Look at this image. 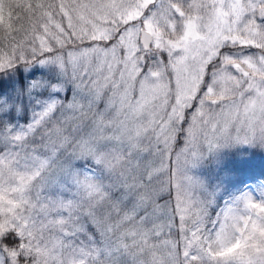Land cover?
Segmentation results:
<instances>
[{"label": "snow or ice", "instance_id": "6c2138e0", "mask_svg": "<svg viewBox=\"0 0 264 264\" xmlns=\"http://www.w3.org/2000/svg\"><path fill=\"white\" fill-rule=\"evenodd\" d=\"M94 7L90 0L77 6L84 13ZM153 7L155 0L145 12ZM61 8L70 19L72 10ZM252 14L264 23V0H255ZM120 35L80 49L0 48V181L19 191L24 209L0 231V264H205L206 258L215 264L213 233L234 232L239 215L264 230V199L245 197L242 210L234 206L209 219L213 200L192 176L186 179L200 194L193 202L199 218L188 227L184 214L190 209L180 185L169 181L167 192L160 193L150 171L165 155L171 176L174 162L187 169L217 148L264 147V89L250 86L242 116L232 113L237 123L225 118L218 126L215 116L205 119L203 94L213 91L215 64L227 55L222 49L204 67L191 105L177 99L170 111L167 101L158 111L156 105L149 110L152 101L143 88L128 86L126 69L100 62L97 46L106 56ZM91 53L86 65L81 58ZM176 56L145 51L137 82L161 65L174 82L182 75L173 67ZM259 60L264 64V50ZM245 151L217 157L224 182L253 170ZM173 233L175 241L165 239ZM228 264H264V251Z\"/></svg>", "mask_w": 264, "mask_h": 264}, {"label": "rangeland", "instance_id": "374dc122", "mask_svg": "<svg viewBox=\"0 0 264 264\" xmlns=\"http://www.w3.org/2000/svg\"><path fill=\"white\" fill-rule=\"evenodd\" d=\"M254 2L255 0H155L156 7L146 13L145 9L153 0H90L95 7L90 13H84L77 8L81 0H58L57 8L46 15L49 24L42 27L41 34L34 41V47L63 48L70 45L80 49L92 40L107 43L120 32L119 39L114 41V48L106 56L103 46H97L100 62L110 63L113 69H126L128 86H134L137 92L143 88L147 98L152 101L148 106L149 110H152V105H156L157 111L165 107V101L169 111L177 99L185 106L191 105L192 97L197 94L204 79V67L223 49L227 55H223L222 60L215 64V75L209 84L213 91L203 94L205 103L201 111L205 113V119L215 116L218 126L223 125L225 118L235 124L237 120L232 113L239 112L242 116V100L247 93L257 87L264 89V64L259 60L264 50V23H258L253 18ZM61 6L72 10L70 19L61 15ZM259 14L257 10L256 15ZM69 27L70 33L67 30ZM141 30L152 37L148 52L159 55L163 50L177 54L178 65L173 67H178L182 75L178 74L174 82L170 83L169 74L165 72L163 65L153 66L152 75L137 82L136 77L141 71L138 64L144 60L145 53L139 42ZM93 55L91 53L81 59L88 65ZM103 71L105 75H109L106 68ZM210 101L215 103L210 104ZM245 149L247 157L252 159L250 152L254 151L261 156V160L264 159V147L257 144L232 145L214 149L187 169L183 163L176 164L175 185H180L185 206L190 209L184 214L188 227L199 218L194 214L193 202L200 194L189 185L186 177L192 176L201 181L207 193L208 178L211 181L215 172L208 177L205 171L217 166V157L225 152ZM152 167L155 174L165 172L166 155L163 159H156ZM241 185L240 189L239 184L234 189L235 193L232 190L228 196L223 195L214 217L234 206H239L242 210L245 197L264 199V179L247 178ZM157 190L163 192L164 186ZM173 191L175 192V187ZM23 210L19 191L0 181V231L5 230L6 221L16 218ZM238 218L240 223L235 226L234 232L229 231L220 237L213 233L214 256L211 259L215 264H228L242 254L257 255L264 251V230L251 227L246 216L239 215ZM253 223L258 224L257 221ZM245 228H248L247 232L244 231ZM168 253L169 249L163 250L164 255ZM205 264H208V258Z\"/></svg>", "mask_w": 264, "mask_h": 264}, {"label": "trees", "instance_id": "16d2710c", "mask_svg": "<svg viewBox=\"0 0 264 264\" xmlns=\"http://www.w3.org/2000/svg\"><path fill=\"white\" fill-rule=\"evenodd\" d=\"M57 5L58 0H0V48L7 49L13 44L22 46L25 50H30L34 47L36 44L34 41L37 35L41 34L42 27L49 24L46 15L57 8ZM250 154L253 156V170L231 184L224 182V176L220 174L218 166L205 171L208 173V177H211L209 175L215 172L214 178L211 177V181L208 178L207 183L206 194L214 203L209 219L214 218L224 197L228 196L232 190V193H235L234 189L238 184L239 189L242 187V181L247 178L252 180L257 177L264 179V159L261 160V156L254 151L250 152ZM175 167L176 163L174 162L171 176L167 170L155 174V169L151 167L150 171L154 177V188L158 189L160 186H164V191L160 193L167 192L169 181L175 185V177L177 176ZM223 195L225 196L223 197ZM161 202L163 203V200ZM177 238V233L165 237L170 242L175 241Z\"/></svg>", "mask_w": 264, "mask_h": 264}, {"label": "water", "instance_id": "95a60500", "mask_svg": "<svg viewBox=\"0 0 264 264\" xmlns=\"http://www.w3.org/2000/svg\"><path fill=\"white\" fill-rule=\"evenodd\" d=\"M140 44L143 50H149L151 44V35L143 30L140 32Z\"/></svg>", "mask_w": 264, "mask_h": 264}]
</instances>
